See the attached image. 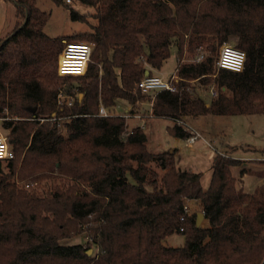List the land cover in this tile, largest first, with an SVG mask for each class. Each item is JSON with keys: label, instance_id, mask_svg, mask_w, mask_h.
<instances>
[{"label": "trees", "instance_id": "obj_1", "mask_svg": "<svg viewBox=\"0 0 264 264\" xmlns=\"http://www.w3.org/2000/svg\"><path fill=\"white\" fill-rule=\"evenodd\" d=\"M4 1L22 23L0 40V119L14 153L0 176V264H264V186H237L242 161L216 153L205 190L201 173L177 167L176 148L153 154L145 129L128 130L124 116L152 98L138 85L162 69L172 45L177 92H159L152 107V118L174 122L170 136H192L178 121L264 115V0H53L89 27L67 37L44 32L50 15L37 0ZM76 3L93 9L92 22ZM233 39L246 54L243 71H216ZM67 42L93 46L85 75H58ZM187 55L203 59L185 63ZM193 81L214 85L210 102ZM64 82L78 83L65 92L72 105L59 99ZM101 106L118 115L98 116ZM189 202L204 225L185 211ZM82 235L86 244L62 242ZM173 235L185 237L183 247L165 244Z\"/></svg>", "mask_w": 264, "mask_h": 264}, {"label": "rangeland", "instance_id": "obj_2", "mask_svg": "<svg viewBox=\"0 0 264 264\" xmlns=\"http://www.w3.org/2000/svg\"><path fill=\"white\" fill-rule=\"evenodd\" d=\"M37 6L50 15L49 21L44 28V32L50 37H67L89 30L86 23L72 20L69 10L63 6H57L53 0H37ZM73 7L81 14H89L88 20L92 22L91 14L93 13V9L80 3L73 4ZM16 22L22 23V18L16 16L15 6L9 2L0 0V40L6 38L13 31ZM227 44L236 46L234 39ZM170 51L171 56L169 59L164 63L162 69L159 72L155 71L154 74L167 80L176 72L178 63L176 46L172 45ZM198 58L199 56L196 58L195 55H187L185 63L197 61ZM189 84L196 88L194 92L197 96L203 98L207 103L210 102L214 85L206 88L201 87L197 81H193ZM77 86L78 83L75 82H64L61 86L64 94L62 101L64 98H68L65 97V92L68 90L76 92ZM154 99L155 97L153 96L152 98L143 99L137 104L138 110H135V114H130L132 117L127 119L128 130L136 126H142L145 129L148 138V149L153 154H159L168 149L172 150L174 148H179L178 154H176L177 167L181 170L201 173L202 184L205 190L210 184L212 160L216 153H226L236 158L248 157L245 160L244 167L245 174H247L248 178L245 180L242 179L244 177L242 168L239 167L234 169V174L237 177V186L245 192L250 191L251 193H253L257 187L264 186V115H210L196 120L187 119L183 125L186 128H190V130L191 128L195 129V131L201 135V138L190 146L187 140L177 139L169 135L167 128L174 125L172 120L148 116L149 114L147 113L150 104H153ZM118 106H121V108L131 107L126 105L123 101H120ZM119 112L123 113V109H119ZM7 135L8 131L3 128V122L0 119V136H3L8 142ZM8 167L7 161H2L0 163L1 177L10 174ZM158 172L162 171L158 170ZM55 183L54 181H50L46 185L47 187H51ZM22 185L26 188L28 187V184ZM44 186L45 184L41 186L40 183L31 185V187L36 189L40 194L47 189V187ZM188 208L191 215L201 213L200 206L198 204H193V202L188 203ZM201 224L204 225L205 222L202 221ZM62 242L65 245L86 244L87 238L86 235H82L69 240H63ZM165 244L173 248L183 247L185 244V237L182 235L170 236L166 239ZM91 254H96V248L91 251Z\"/></svg>", "mask_w": 264, "mask_h": 264}, {"label": "built area", "instance_id": "obj_3", "mask_svg": "<svg viewBox=\"0 0 264 264\" xmlns=\"http://www.w3.org/2000/svg\"><path fill=\"white\" fill-rule=\"evenodd\" d=\"M70 3V0H67ZM93 46L88 43L82 42H71L65 44L63 49L58 55L57 63V73L60 77L66 76H83L87 73L89 63L91 62ZM203 56H199L197 62L201 61ZM246 54L244 51L238 49L236 46L224 44L220 47L218 57L216 60V67L218 70H228L231 72H242L245 67ZM180 79L177 75H172L168 80L160 77L158 75L144 77L139 85V90L144 94H152V96L157 95L162 91L177 92L176 83ZM63 91L59 94V99H63ZM216 92L212 91L211 96H215ZM68 98V105H72L74 102V97ZM153 104H150L149 117H153L152 111ZM129 110L131 107H128ZM126 107V109L128 110ZM118 115L116 113L110 112L103 106L100 107L98 116L108 118ZM126 118H131L130 114H124ZM178 125H183L182 121L177 122ZM192 136L187 139V143L191 146L197 142L201 135L195 131V129L190 130ZM14 158V153L10 149L6 139L0 136V160H11ZM185 211L190 214L188 206L185 207Z\"/></svg>", "mask_w": 264, "mask_h": 264}, {"label": "water", "instance_id": "obj_4", "mask_svg": "<svg viewBox=\"0 0 264 264\" xmlns=\"http://www.w3.org/2000/svg\"><path fill=\"white\" fill-rule=\"evenodd\" d=\"M148 76H149V72H146V77H148ZM203 220H204V214L203 213H199L198 217H197V222H196L197 227L201 226V223H202ZM89 254H91V250L89 251Z\"/></svg>", "mask_w": 264, "mask_h": 264}, {"label": "crops", "instance_id": "obj_5", "mask_svg": "<svg viewBox=\"0 0 264 264\" xmlns=\"http://www.w3.org/2000/svg\"><path fill=\"white\" fill-rule=\"evenodd\" d=\"M236 40V39H235ZM177 150H179V148H176ZM177 154H178V152H177ZM236 158V157H235ZM238 159H240L242 162H243V164L241 165V167L240 168H244L245 167V160H246V158H248V157H246V158H239V157H237ZM253 160H254V158H253ZM244 165V166H243ZM235 175V174H234ZM246 178H248V176H247V174H244V177L242 178L243 180H245ZM247 192H249V193H251L250 191H247ZM193 204H195V205H199V203L198 202H193ZM204 221V220H203ZM205 222V221H204Z\"/></svg>", "mask_w": 264, "mask_h": 264}]
</instances>
